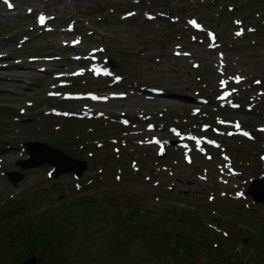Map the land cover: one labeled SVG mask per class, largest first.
I'll list each match as a JSON object with an SVG mask.
<instances>
[{"label":"rangeland","instance_id":"1","mask_svg":"<svg viewBox=\"0 0 264 264\" xmlns=\"http://www.w3.org/2000/svg\"><path fill=\"white\" fill-rule=\"evenodd\" d=\"M57 53L68 61L37 58ZM263 129L264 0H0V264L45 252L25 253L26 229L57 235L63 264H163L158 249L178 250L166 264H264V204L245 196L264 178ZM31 143L87 169L23 171ZM34 148L32 165L57 160ZM7 173L25 179L15 188ZM133 222L139 241L107 256Z\"/></svg>","mask_w":264,"mask_h":264},{"label":"trees","instance_id":"2","mask_svg":"<svg viewBox=\"0 0 264 264\" xmlns=\"http://www.w3.org/2000/svg\"><path fill=\"white\" fill-rule=\"evenodd\" d=\"M217 2H222V0H217ZM71 208H75V207H71ZM16 209H18V206L13 207L11 210L12 211H15ZM120 213L124 217V220H125V215L128 216V217H129V215H131V216H135L136 215V213L134 214L132 211L129 212V213H126V212L125 213L120 212ZM72 222H74V221H72ZM133 223H131V224H124L123 223L126 226V231H124L122 234L120 233L117 236V238L120 239V240H118L119 241V248H117V250H115V251H113L111 249L109 251V254H107V256H109L111 258H116V257L121 256V252H123L125 254H128L129 253V247H130V245L133 244V243H136L137 240L139 241V238H137L139 236H137V235L138 234H141L140 232H142L144 230V228H141V229L137 228L136 229V227H134V225H132ZM42 227L43 226L39 225L36 228H40L41 229ZM32 229L34 230V226H33ZM135 230H137V233H132ZM25 231H26V234L23 235L20 238L21 239L20 242H22L23 247L26 246L25 249H26L27 252L24 251L25 253H28V255H34L37 250H40L41 247H43V249H45V252H42V253L38 254V258H39L40 264H63V260L61 261V257L59 258L56 255V253L54 252V250H52V248L54 247V243H56V238H57L56 236L57 235H55V234L52 235V232L50 233L48 230H46L45 231L46 237L40 238V237L33 236L32 233H31V230L29 231V229L28 230L26 229ZM125 233H127V235H125ZM114 235H116V233L115 234H111L110 237L107 239V241H109L113 245H114V242H115L114 241L115 240V236ZM48 236H50V239L53 241V243H52V241L50 242L51 244H50V247L49 248L45 244L46 238L49 239ZM69 237L70 236H69V234L67 232L64 235L60 236L59 238L62 239V241H64V240H68ZM172 239L173 238H171L168 243L165 242V239L163 237H155L154 240L158 244H163L164 243L165 246H168V244L171 243ZM105 241H106V239H105ZM103 242H104V237H103ZM175 242L180 243V239L179 240H177V238L173 239V243H171V246L172 245L175 246V244H176ZM91 244H92L91 246H93L94 250H100V247H102V244L103 243L102 244H99L98 242H93L92 241ZM128 244H130L129 247H128ZM145 244H148V243L145 242ZM187 244L192 245V246L195 245V244H190V243H187ZM113 245L111 246V248H113ZM199 245H201V243H199ZM183 247H184V243H183ZM175 251L176 252L173 251L171 253H169V252L168 253H163V252L161 253L160 249H158L157 250V253H155L154 255H152V258L154 257V260H159V262L163 258L164 259V261L162 262L163 264H166L165 262H167V261H169L170 263L171 262L172 263H176L178 261V260H176V256L178 255V250L175 249ZM15 253L16 252L14 251V249L11 248V251H10L9 254H15ZM93 253L94 252H90V253L84 255V258L94 259L96 256H98V255H93ZM20 254H23V252H21ZM203 254L204 253H202V255ZM187 255H188V257H191V256L194 257L191 253H190L191 256L189 255V253H187ZM97 258H99V257H97ZM113 264H120V263L117 260H114L113 261Z\"/></svg>","mask_w":264,"mask_h":264},{"label":"water","instance_id":"3","mask_svg":"<svg viewBox=\"0 0 264 264\" xmlns=\"http://www.w3.org/2000/svg\"><path fill=\"white\" fill-rule=\"evenodd\" d=\"M28 147V153L31 155V161L29 163H20V167L22 170L34 168V167H39L43 164H48L50 166L55 167V173L54 177L58 178L60 175L65 174V173H74L78 174L77 176L80 177L84 174L86 171V164L85 163H80L77 162L76 160H73L69 157H66L62 152L54 149H50L45 145H42L40 143H34V144H29ZM34 147H43L45 148L44 150L52 154L57 160H53L51 158L45 159L42 162L37 163L36 165H32V162L37 156V151L35 150ZM78 166H84L81 169L77 168ZM70 168V169H69ZM79 169V170H78ZM8 181L13 184L14 187H18L19 184L24 180L25 176L24 174H19V173H9L7 174ZM264 192V178L259 179L254 181L251 185L250 188L247 192V195L252 196L254 201L256 203H264V199L260 197V194ZM258 196V197H257ZM38 260L37 258H32L27 261H25L22 264H37Z\"/></svg>","mask_w":264,"mask_h":264},{"label":"snow or ice","instance_id":"4","mask_svg":"<svg viewBox=\"0 0 264 264\" xmlns=\"http://www.w3.org/2000/svg\"><path fill=\"white\" fill-rule=\"evenodd\" d=\"M44 17L41 15L40 17H39V22L41 23V24H43L44 23ZM190 23H192L193 25H195L196 24V22L195 21H191ZM237 23H239V22H237ZM241 33H237V35H240ZM241 78L240 77H236V80H237V82H239V80H240ZM257 83H259V82H257ZM93 99H96V97H93ZM236 127L237 128H239L240 127V125L239 124H237L236 125ZM229 135H231V133H229ZM243 135H245V136H247L248 135V133H243ZM191 138V137H190ZM194 139V138H193ZM156 143H159L158 141H155ZM199 143V142H198Z\"/></svg>","mask_w":264,"mask_h":264},{"label":"bare ground","instance_id":"5","mask_svg":"<svg viewBox=\"0 0 264 264\" xmlns=\"http://www.w3.org/2000/svg\"><path fill=\"white\" fill-rule=\"evenodd\" d=\"M169 97V96H167ZM145 100V98H143ZM179 101H181V99H178ZM169 105L173 106V107H178V104H175V103H169Z\"/></svg>","mask_w":264,"mask_h":264}]
</instances>
